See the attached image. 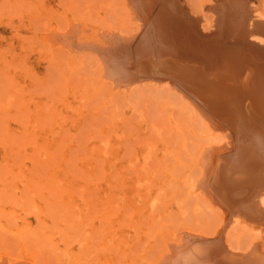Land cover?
<instances>
[{
    "label": "rangeland",
    "instance_id": "374dc122",
    "mask_svg": "<svg viewBox=\"0 0 264 264\" xmlns=\"http://www.w3.org/2000/svg\"><path fill=\"white\" fill-rule=\"evenodd\" d=\"M231 4L245 11L233 13ZM175 9L199 42L232 40L253 12L264 30V0H0L1 262L12 264L14 257L16 264H106L107 254L110 264H165L169 247L200 233L208 240L225 237L235 251L256 246L264 253V222L237 220L213 200L219 162L206 165L199 158L209 146L215 159L223 151L220 156L229 157L235 130L203 120L192 89L148 73L149 57L135 51L139 43L145 47L146 24L159 34L174 26ZM158 13L161 20L173 14L168 26L166 19L157 24ZM76 32L75 42L70 36ZM113 38L133 45L123 64L129 75L107 69L111 54L103 55V48L115 45Z\"/></svg>",
    "mask_w": 264,
    "mask_h": 264
},
{
    "label": "bare ground",
    "instance_id": "6f19581e",
    "mask_svg": "<svg viewBox=\"0 0 264 264\" xmlns=\"http://www.w3.org/2000/svg\"><path fill=\"white\" fill-rule=\"evenodd\" d=\"M136 2H138V1H136ZM144 2H146V1H144ZM167 3H168V1H167ZM139 4H141V3L139 2ZM232 6L234 7V8L233 7L232 8L235 10L234 11L232 9L233 13L234 12L236 13V11L238 13L239 12V8H238L239 6L238 5H232ZM243 10H242V13H243ZM179 11L176 10L174 15L171 14L173 16H171L170 14L167 17L165 16L166 18H164V19H166V21L168 20V22L166 23L167 25L165 24L166 26H168L170 16L171 17L177 16V17H175L176 20H177V18L182 16V14ZM226 11H228L229 13ZM226 11H224L223 13L226 12L225 15H227V13L229 15L230 14L229 8H226ZM251 11H248V12H251ZM161 12H164V11H161ZM255 12L257 13V11H255ZM240 13L241 12H239V14ZM252 14H248V16H245V15H247V13H246L245 15H243V16H245L244 21H240V23L243 22L246 25L245 26L246 29L242 31V34L239 33V35H237V33L235 31L237 36L235 35L236 36L235 38H234V35L229 37L231 39L233 37L232 40H225L224 38H218V37H217L218 39L215 40L214 39L215 36H214V38L212 40H208V41L199 42V41H201V39L199 38V40H198V39H196V37L193 40H198V41H193L192 40V33H193L192 29L188 28L186 25H184L185 23H183V22L181 23L179 20L174 21L175 19L173 20L172 18L171 19L173 20V22H175L174 26H172L171 28L170 27L166 28L165 30H164V26L162 27L163 29L158 26L162 31H164L163 33H160V34H159L160 30H158L157 32L155 30H153L156 33L149 32L150 31L149 29L152 27L148 26V24H146L148 27L146 29H148V31L147 30H145V31H147L148 34H147V32L146 33L144 32L147 35L145 36L144 41L142 40V42H141V45L146 43L145 47L143 45H142L143 46L142 48L139 47V45H140V43H139V45H137L138 47L135 45V47H136L135 51L138 52L137 54H139V52H140L139 55H142L141 54L142 52L149 55V56H147V55L144 56V57H149V62H148V58H147V60L145 61V64L148 65L146 63V62H148L151 66V69H152V70L150 69V71H148V73L149 72L153 73V71L156 73H160L161 76L164 75L165 77L169 78L170 81L172 80L175 82H180V83H182V85L185 84L186 87L188 86L192 89V91H190V92H192L193 97L195 98V99L193 98V100H195L194 101L195 102L194 108H197V110H198L197 112H200L201 117L202 116L204 117V118L202 117L203 120L206 119V120L210 121L211 124L216 129L220 128V125L226 124V125H228V127L232 128V129L230 128L231 130L234 129L236 131V133L234 131V135L236 134L237 140H236V137L233 136L235 138L234 140H236V143H233V144H236L235 151H234V153L229 155V157L228 156L227 157L226 156L221 157L223 152L226 154V151H223L222 153L218 152L219 154L216 155L217 158L215 159L214 158L215 150H214L213 146H209L208 148L205 147L206 148V149L204 148L205 150L202 149L203 153H202V151H201V153H202L203 157H200L201 155L199 154V158H203L204 163L206 165H210V164H208L209 163L208 160L209 161L218 160V162H219V164L217 166L218 167L217 174L216 173L214 174L216 177L211 175L212 178L215 177L213 183L211 184L212 189H213V193H214V194L212 193V195H214L212 197V198H214L213 200H215V201L218 200L221 205H224L226 207V210L228 209V213L229 212L231 213V217L237 218V220H238L239 216H243V219H245L244 217H246L249 220H255V221H258V223H259V221L264 222V32H263L264 30H262V31L259 30L258 27H260V26L256 25V23H257L256 22L257 17L255 18L256 14H255V16H253ZM162 15L163 14H161V16ZM222 15H221V17H224ZM237 16L238 15H236V17ZM258 16H259V13H258ZM261 16H262V13H260L259 17L261 18ZM263 16H264V14H263ZM157 17L160 19L158 21V18L155 17V20L157 19L156 21H158L157 24L158 23L160 24V21H162V23H163V21H165L164 19L161 20V18L159 17V13H158ZM186 17H188V16L186 15ZM230 17H231V15H230ZM234 17L235 16L233 14V18ZM236 17H235V19H236ZM237 19H239V17ZM240 19L242 20V17H240ZM207 20H208V18H207ZM212 20H211V22H212ZM213 22H216V21H213ZM234 23H235V21H234ZM258 23H259V21H258ZM150 24H151V22H150ZM206 24H203V26L205 25V27L207 28ZM213 24L209 25L210 28L214 27ZM229 24H232V23L229 22ZM189 25H191V24H189ZM238 25L240 26V24H238ZM262 25H264V24H261L260 29H262V27H264ZM160 26H161V24H160ZM209 26H208V28H209ZM234 26L236 27V25H234ZM205 27H203V28H205ZM222 27H223V25H222ZM217 28L218 27H216V29ZM224 28H226V26ZM228 28L230 29V27H228ZM73 29L71 30V34L74 32ZM217 31L219 32V30H217ZM203 32H205V31H203ZM207 32H209V31H207ZM195 33H196V31H195ZM230 33H232V32H230ZM71 34H69V36ZM66 36H68V35H66ZM195 36H197V35H195ZM200 36H201V34H200ZM219 36L223 37L222 31L219 32ZM70 37L72 39H74L76 42L77 41L76 39L78 38L77 32L74 33V35H72ZM229 38H227V39H229ZM202 39H204V38H202ZM81 40H83V39L81 38ZM118 40H120V37ZM122 40H123V38H122ZM128 40L130 41V40H132V38L131 39L129 38ZM223 40H225V41H223ZM70 41L68 40L67 42L70 43ZM112 41H113V43L116 42V41H114V38ZM112 41H111V43H112ZM124 41H126V39ZM136 41H137V39H135V42ZM72 42H74V41L72 40ZM131 43H132V41H131ZM114 44L115 45H112V46L109 44L110 47L108 46L109 48L107 47L105 50L103 48V55H104V51H105V54L107 53L108 56H110L109 54H111V56L109 57L110 60L107 61V63H106L108 71L111 70L113 72H116V74H118V75H119V73L126 74V75L131 74L130 72L128 73L127 71H125V70H127V68L125 66H123V64L128 61L125 59L129 55L128 51H130V49H132L133 45L130 43L125 44V43H120V42L114 43ZM100 52H102V49L100 50ZM125 54H127V55H125ZM108 56L106 59H108ZM128 58H130V57L128 56ZM141 58L142 57L140 56V60H142ZM137 59H139V58H137ZM131 60H132V58H131ZM134 60H136V59H134ZM139 61H137V62H139ZM128 63H131V61ZM140 63H141L140 65L137 63L138 66H140L141 68L144 67V66H142V65H145V64H142V63H144V61H142V62L140 61ZM138 66L135 67V65H134L133 67L138 68ZM146 69H149V68L146 67ZM153 69H155V70H153ZM132 70H134V69H132ZM136 70H134V71H136ZM125 72H127V73H125ZM133 72H132V75H134ZM139 72L140 71L136 72V73H138L137 76L139 75ZM144 74L145 73H143L141 75H144ZM111 75H112V73H111ZM152 75H151V77H152ZM157 76H158V74H157ZM126 77H128V76H125V79H126ZM132 78H134V77L132 76ZM130 81L131 80H129V82ZM193 105H192V107H193ZM223 126H225V125H222V127ZM222 129H225V131L227 130V128H225V127ZM227 133H225V134H227ZM232 135H231V137H232ZM226 136H228V135H226ZM229 136H230V134H229ZM229 139H231V138H229ZM230 141L231 140H229V142ZM231 142H233V141H231ZM233 144L231 146H234ZM214 146H215V144H214ZM225 149H227V147ZM216 150H217V148H216ZM230 150H229V152L231 153ZM220 154H221V156H220ZM202 163H203V161H202ZM213 165L215 168L216 167L215 164H213ZM200 169H201V166H200ZM202 169H203V167H202ZM202 169H201V171H202ZM208 171L209 170H207V172ZM207 172H206V175H208ZM203 173H205V172H203ZM206 175L204 174V178L209 177ZM202 178H203V176H202ZM205 180L206 179H204V181H203V179H201V181L204 182V185H205ZM195 182L197 183V180ZM209 183H211V182H208L207 184L209 185ZM207 184H206V186H208ZM199 185H200L199 186L200 188L203 186V185L201 186V184H199ZM206 186H204L202 189L205 190L204 192H206V189H207V192H209L210 189H209V191H208V187L205 189ZM194 187H196V186H194ZM197 188H198V183H197ZM202 189H200V190H202ZM211 192H212V190H211ZM211 192L207 193L208 195L207 194H205V195L209 196V195H211ZM209 197L211 198V196H209ZM217 205H219V204L217 203ZM137 208H139V207H137ZM240 218L242 219V217H240ZM14 219H16V218H14ZM230 219L231 218H229V220ZM243 221H241V222H243ZM247 222H249V221H247ZM254 224H257V223L254 222L253 225ZM107 233H108V231H107ZM117 234H119V233H117ZM151 234H152V232H151ZM200 234L198 236L194 235V236H192V238H190L189 236L188 237L186 236V238L183 240V242L182 243L180 242L181 243L180 246H178V244H177V246H175L176 245L175 243H177L176 241H175V243L172 242V244H175L172 246H171L170 242L167 241L170 244L169 246H171V247H169V248H171V250L169 249L170 252L166 251L167 252L166 255L164 254L165 255V257L163 259L164 263L166 264L168 261L171 260V262H168V263H171V264H264V253L258 252V250L261 249L260 247H259L260 249H258L255 246V248H254L255 250H252V249H250L251 248L250 246H252V245H249L247 247L248 248L250 247V248L248 249L247 252H245L246 247L244 248L245 251L239 252L240 250L239 251H235V249L232 250L234 248L233 247L234 245L231 246L233 248H231L229 246L231 248L230 249L227 246L228 243H224L221 240V239H224V241H225V237L224 238L220 237L221 239L218 238V240H216V237H217L216 236L215 239L212 238V239L208 240V238L206 239V237H203L205 234L203 236H200ZM50 235H51V232L46 231V237L50 238ZM209 235H211V234H209ZM116 238H118V237H116ZM110 239H107V240H110ZM46 240H48V239H46ZM111 240H114V239H111ZM133 240H135V239H133ZM157 241H158V239H157ZM104 242H105V240H104ZM114 242H115V240H114ZM124 242L126 243V241H124ZM124 242H122V244ZM225 242H228V241H225ZM128 244H129V242H128ZM130 244H131V242H130ZM164 245H166V244H164ZM228 245H230V243ZM102 246H104V245L102 244ZM123 248L126 249V247H122V249ZM164 248H167V247L165 246ZM238 248H239V246H238ZM116 249H118V248H116ZM241 249H243V248L241 247ZM127 250H125V251H127ZM137 250H140V249H137ZM125 251H124V253H125ZM106 252H104V253L106 254ZM120 252L122 253L123 251H120ZM130 252L131 251L129 249L128 253H130ZM163 252H165V251H163ZM104 253H103V255H105ZM109 254H110V252L108 253V256H109ZM113 254H115V253H113ZM113 254H112V256L114 257L115 255H113ZM25 255L27 256V254H25ZM25 255H22V256H25ZM106 255L103 256V257H105V259L104 258L103 259L106 260V264H107V261H108V264H110L109 258ZM4 256L5 255H3V257ZM158 256H157V259H158ZM3 257H1V260H3L2 259ZM6 257H8V256H6ZM28 257H30V256H28ZM101 257L102 256L97 257V258H100V260H101L102 259ZM106 257L108 260L106 259ZM109 257L111 258V256H109ZM162 258H163V256H162ZM162 258L160 259V257H159V259L158 260L156 259V261H160V260L162 261ZM8 259L10 261L12 260L10 258H8ZM8 259H6V261H8ZM14 259L15 258L13 257V260ZM24 259L26 261V257ZM27 259H29V258H27ZM1 260H0V264H5L4 262H1ZM13 260H12V264L13 263L16 264V262H13ZM18 260H20V259H18ZM104 260H102V261H104ZM110 260H113V259H110ZM21 261H23V260L21 259ZM151 261H152V259H151ZM156 261H155V263H157ZM110 262H112V261H110ZM114 262H117V259L114 260ZM121 262H122V260H121ZM30 263H32V262H30ZM26 264H28V263H26ZM100 264H103V263H100ZM157 264H159V263H157ZM162 264H163V261H162Z\"/></svg>",
    "mask_w": 264,
    "mask_h": 264
}]
</instances>
